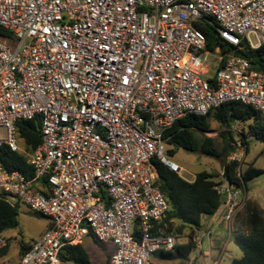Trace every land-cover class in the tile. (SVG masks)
Wrapping results in <instances>:
<instances>
[{"label":"built area","instance_id":"built-area-1","mask_svg":"<svg viewBox=\"0 0 264 264\" xmlns=\"http://www.w3.org/2000/svg\"><path fill=\"white\" fill-rule=\"evenodd\" d=\"M197 22L231 50L209 48ZM261 46L264 0H0V147L33 170L28 179L0 164V195L49 220L16 264H59L89 236L114 247L109 264L172 251L171 236L152 235L169 211L153 162L184 172L165 134L231 102L264 124V68L242 52ZM35 118L41 144L26 152L16 124ZM215 183L231 223L244 192Z\"/></svg>","mask_w":264,"mask_h":264},{"label":"trees","instance_id":"trees-1","mask_svg":"<svg viewBox=\"0 0 264 264\" xmlns=\"http://www.w3.org/2000/svg\"><path fill=\"white\" fill-rule=\"evenodd\" d=\"M195 26L205 37L209 48L220 46L224 52L230 49L212 28L201 22H197ZM243 54L253 68L256 70L264 68V46L254 50L246 49ZM210 117L225 130L220 134L223 143L220 152L215 147L213 139L204 136L209 132ZM235 123L247 124L246 133H240V142L246 146V152L247 137L264 143V124L259 114L249 106L231 102L223 104L204 116L187 114L177 120L165 134L168 138V154L173 156L176 150L182 149L189 153L222 160L223 179L230 186L243 188L245 192H248V183L260 176L263 171L255 168L251 163L241 172L238 161H225L234 151L231 146L234 142L231 129ZM16 128L18 142L26 152L35 150L41 144L39 118L18 122ZM0 164L8 172L19 171L26 178H33V170L26 163L25 156L21 153H12L6 146L0 147ZM153 168L158 177V188L169 205V211L164 219L154 224L152 235L172 236L175 242L172 251H159L156 255L164 261L178 260L184 264L187 256L196 248L195 233L201 228V218L214 216L221 207L222 197L215 188L213 176L206 172L197 173L192 182H187L158 162H153ZM246 202L242 212L246 213L247 232L237 233L233 238L234 244L241 252V257L232 260L230 264H264V216H262L264 211L256 206L254 201L246 200ZM19 205L21 204L10 203L5 196L0 195V238L6 232L18 227ZM180 239H186V242L177 243ZM33 243L20 244L18 261ZM7 249L5 247L0 251V258L6 255ZM59 260L72 264H91L80 244L66 248L63 254L60 253Z\"/></svg>","mask_w":264,"mask_h":264},{"label":"rangeland","instance_id":"rangeland-1","mask_svg":"<svg viewBox=\"0 0 264 264\" xmlns=\"http://www.w3.org/2000/svg\"><path fill=\"white\" fill-rule=\"evenodd\" d=\"M242 52H246V49H242ZM208 122L209 132L206 133L204 136L213 139L215 147L220 152L223 146L220 134L225 130L222 129L211 117L209 118ZM246 127L247 124L241 125L235 123L233 128L231 129L234 138V142L231 144V146L234 148V151L236 144L241 140L240 133H246ZM246 144L247 152L246 146L244 145L243 150L239 152L235 151V154L237 155L236 159H238L240 163V171L243 172L246 169L247 165L251 163L255 168L263 171L260 176L255 177L248 183V192L246 194V198L247 200H256L259 207L264 211V143L258 142L252 137H247ZM233 152H231L229 155H231ZM171 159L183 168L184 172L181 174V177L187 182L192 181L195 175L200 172H206L209 175H212L213 182H220L222 180V160H215L205 156L189 153L182 149L176 150L175 154L171 157ZM225 161H227V159ZM241 190L242 192H244L243 188ZM246 203V200H244L242 207H240L241 210H238L239 212L243 211ZM223 214L224 212L220 213L221 218ZM262 216H264V212L262 213ZM47 221L48 219L42 216L41 214L32 212L27 207L19 205L18 227L6 232L2 236L3 238H6L8 240V249L6 253L7 255L3 257V259H0V264H6L7 262L9 264H13L12 260L16 259L20 244L22 243L27 245L35 242L37 240L36 238L38 234L43 230ZM228 247L229 248H227V252L224 254V257L219 264H229V258H231L232 256L230 254L232 249L235 252L234 259L240 257V250L235 245L230 243ZM93 249L97 248L94 247ZM90 254L92 258H94V256L92 255V250L90 251ZM59 264L67 263L60 262Z\"/></svg>","mask_w":264,"mask_h":264},{"label":"crops","instance_id":"crops-1","mask_svg":"<svg viewBox=\"0 0 264 264\" xmlns=\"http://www.w3.org/2000/svg\"><path fill=\"white\" fill-rule=\"evenodd\" d=\"M246 194L247 192L244 193L245 200H247ZM253 201L256 203V206L259 207L256 200H252V202ZM243 212H239L234 217V219H232L231 223H226L225 221H223V218H221V215L218 212L212 217L203 216L201 218V228L199 231L195 233V239L197 238L201 239V244L199 247L196 246V248L187 256V260L184 264H219L222 261L224 254L227 252V248H229L228 247L229 244L232 243L233 245H235L233 242L234 236L237 233L247 232V227L245 224L246 213ZM48 226H49V220L46 222L43 230L38 234L36 238L37 240L43 234V232L48 228ZM185 242L186 239H180L177 243L182 244ZM80 245L86 252L91 264H109V258L111 254L114 252V247L111 244L98 243L94 240L92 236H89L88 238L84 239ZM94 247L97 249H93ZM91 250L94 258H92L90 254ZM63 253L64 251L61 254ZM230 254L232 256L231 258H229V264L232 260H234L235 257V252L233 251V249L231 250ZM3 257H1L0 259H3ZM17 257L18 254L16 256V259L12 260L13 264H16L18 262ZM240 257H241V252H240ZM60 262L61 261L59 260V263ZM65 263L68 264L70 262H65ZM6 264L9 263L7 262ZM151 264H181V262L178 260L164 261L160 259L155 253L152 256Z\"/></svg>","mask_w":264,"mask_h":264},{"label":"water","instance_id":"water-1","mask_svg":"<svg viewBox=\"0 0 264 264\" xmlns=\"http://www.w3.org/2000/svg\"><path fill=\"white\" fill-rule=\"evenodd\" d=\"M234 55H235V56H239V57H242V56H243V54L240 53V52H238V51H235V52H234Z\"/></svg>","mask_w":264,"mask_h":264}]
</instances>
